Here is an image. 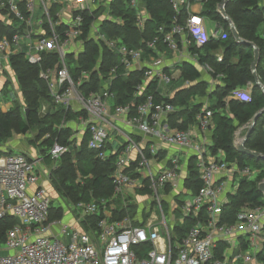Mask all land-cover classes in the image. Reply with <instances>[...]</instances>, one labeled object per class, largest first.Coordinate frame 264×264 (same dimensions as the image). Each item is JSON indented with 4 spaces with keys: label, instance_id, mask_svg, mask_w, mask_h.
Here are the masks:
<instances>
[{
    "label": "built area",
    "instance_id": "2783aa9c",
    "mask_svg": "<svg viewBox=\"0 0 264 264\" xmlns=\"http://www.w3.org/2000/svg\"><path fill=\"white\" fill-rule=\"evenodd\" d=\"M112 1L0 0V12L14 22V32L0 36V74L12 70L10 61L15 54L38 66L52 104L64 109V118L69 111L76 118L78 129L69 138L73 147L80 145L78 135L83 138L87 133V146L97 159L114 156L113 199L119 198L125 207L146 189L149 193L141 195L151 196L155 205L148 208L141 224H133L129 214L112 219L115 203L105 199L70 204L78 223L102 214L94 230H79L62 219L49 220L53 198L47 184L56 162L71 145L55 142L48 152V166L39 155L0 151V220L9 216L18 220L0 241V264H263L264 190L260 191L261 202L240 209L233 223L221 220L228 202L222 197L224 192L228 197L235 194L240 181L256 178L259 170L249 164L239 166L222 150L212 153L207 131L213 122L207 98L195 115L194 126L186 128L171 121L181 107L156 99L157 94L174 97L162 89L175 80L179 90L196 83L180 70L179 75L173 73L165 65L166 54L188 58L189 47L201 49L211 37L226 38L223 25L216 22L208 31L203 15L191 11L193 0H168L174 13L169 27L158 25L151 37H142L139 46H130L104 30V23L124 24L122 16L113 14L117 9ZM123 1L134 10L136 29L144 33L150 19L144 2ZM258 6L264 9V0H259ZM182 12L185 17L181 20ZM260 28L264 38V12ZM88 41L118 57L107 73L100 72L102 57L92 70L81 67L79 57ZM190 53H194L191 59L199 62V54ZM214 55L222 60L221 53L214 51ZM205 67L212 71L208 64ZM134 71H141L142 76L134 85L132 99L116 103L112 88L115 80ZM93 72L99 78L95 89L90 87ZM149 86L154 90L147 92ZM229 98L250 101L251 93L236 88ZM47 112L44 103L39 114ZM64 118L61 126L68 122ZM239 131L234 132V146L243 139ZM190 161L198 171L201 186L196 192L191 188L182 192L179 183L187 187L188 179L183 167ZM261 182L264 178L258 186ZM177 188L176 197H170L167 204L166 197ZM154 212L156 217L150 220ZM186 218H192V222L177 239L173 226ZM54 226H58L57 231ZM65 234H69L68 242L63 239Z\"/></svg>",
    "mask_w": 264,
    "mask_h": 264
},
{
    "label": "trees",
    "instance_id": "16d2710c",
    "mask_svg": "<svg viewBox=\"0 0 264 264\" xmlns=\"http://www.w3.org/2000/svg\"><path fill=\"white\" fill-rule=\"evenodd\" d=\"M148 11L150 19L146 23V30L140 33L135 26L134 10L126 6L123 0H113L112 6L117 11L113 14L124 18L123 25L104 23V30L112 36H120L124 43L130 46H139L141 38L152 36L158 25L164 24L168 28L173 10L168 0H142ZM202 15L212 16L217 22L223 25L226 31V38H214L201 49L194 46L189 47L191 52H199V61L206 63L214 70L215 74L220 73V83L211 91H207V81L200 80L195 85L178 90L174 97L161 98L156 95L157 100H169L176 106L181 107L178 112L171 116L173 125L186 128L195 121V115L200 111L202 102H191L190 99L196 97L208 99V108L212 111V143L210 149L213 154L224 151L228 160H235L239 166L247 164L248 157L238 152L234 147L233 135L235 130L252 120L254 114L264 107V92L255 84L250 70V63L253 59V48L246 44L235 42L228 24L217 11V5L221 0H201ZM259 0H229L225 6L226 13L233 21L236 30L241 38L252 41L259 50V62L256 72L260 82L264 85V38L261 37V18L264 9L258 6ZM180 19H184L185 13L180 14ZM108 24V23H107ZM14 25L0 24V36L11 35ZM223 48L222 60L219 61L214 55V51ZM85 52L79 57L81 67L92 70L94 64L100 61V72L107 73L110 66L118 62V57L105 48L100 49L92 41H88ZM84 55V56H83ZM234 58H236L234 60ZM54 59V56L50 60ZM11 67L15 71L17 80L24 98L25 109L22 110L20 104H15L10 110L3 112L0 110V142L10 138L14 133L27 134L35 129V138L31 139L34 145L43 156L45 161H51L48 152L55 142L63 145H71L70 150L60 156L56 166L51 171L49 185L55 189V194L60 199H65L68 203L75 204L79 201H89L92 199L113 200L115 208L112 209L111 218L120 219L127 214L132 216L133 224H141L144 219L138 218L135 214L136 202L132 199L127 201V206H123L119 198H114L112 173L114 170L113 158L99 160L95 153L87 146L88 134L80 141L78 148L73 147V141L69 140L73 135V128L66 123L61 126L65 111L63 108L55 107L48 98L44 81L39 77V67L27 62L22 54H15L11 57ZM182 75L189 79L200 78V72L189 62L183 61L181 64ZM93 72L91 74V89L97 87L99 78ZM142 72L134 71L128 75H120L114 82L113 89L116 91V103L123 104L132 99L134 85L141 80ZM251 87V100L238 101L229 98L232 90L240 87ZM154 86H149L147 92L153 91ZM86 89V87H85ZM142 98V97H141ZM139 101V100H137ZM48 105V112L40 116L39 109L42 104ZM228 106V111L226 110ZM27 110V114H26ZM181 123L177 120L182 118ZM71 112L66 113L65 121L73 119ZM61 126V127H60ZM264 113L257 118L256 125L249 134L245 146L251 150L264 154ZM47 135V136H46ZM256 165L260 166L262 159H255ZM259 168V167H257ZM264 177V168L252 180L242 179L240 187L235 194L230 195L222 211V222L233 223L237 212L250 203H260L262 194L258 190V182ZM187 187L196 192L201 186L198 178V171L190 167L189 176L186 182ZM51 188V186H50ZM139 193H149L148 190ZM64 214L62 205L55 206L53 202L50 206L49 220L61 219ZM102 214L88 216L84 223L94 230L96 221ZM18 220L14 217H6L0 220V241H3L7 228L11 227ZM192 218H186L182 224L173 226L177 239L185 233ZM260 260H264L261 257ZM264 264V263H263Z\"/></svg>",
    "mask_w": 264,
    "mask_h": 264
},
{
    "label": "crops",
    "instance_id": "0c3cea01",
    "mask_svg": "<svg viewBox=\"0 0 264 264\" xmlns=\"http://www.w3.org/2000/svg\"><path fill=\"white\" fill-rule=\"evenodd\" d=\"M191 11L202 15V3L199 0H193V2L191 4ZM9 23H12L10 26H13L14 25V22L12 20H8L0 12V24L7 25ZM212 28H210L209 30L207 29V30L210 31ZM187 50H188V56H189L188 58H178L177 56H175V54H171V53L166 54L165 65L168 66L169 68H171V71L173 73H176L177 72V75H179V73L181 71V67L180 66H181L182 62L183 61L190 62V64H192L200 72V78H196V79H192V80H195L196 83L198 81H200V80H206L207 81V84H208L207 91L208 92H211L216 87V85L220 83V73H216L215 74V72L211 68V66H209V67L212 69V71H209L205 67V64L206 63H201L200 61L199 62H196L193 59H191V57L193 56L192 54H194V53L191 54L189 48ZM215 51L217 53L219 52V53L223 54V48L222 47L217 48ZM198 54H200V53L197 52V56H198ZM235 59L236 58H234V60ZM178 85H179L178 81L175 80V82H173L169 86H167V87L164 86V88L162 89V91H164L165 94L169 92V93H171L170 96H174V94L176 93V91L179 90V89H177L178 88ZM249 86L250 85L240 86V87H238V89H241V90H244L246 92L251 93V87H249ZM11 91L14 92L15 97L13 98V100H10L9 99L7 101H4L2 104L0 102V110L3 111V112H6V111L10 110L12 107H14L15 104H20L22 106V110H24L25 109L24 98H23L22 91L20 89V85H19V82L17 80L16 74H15V71L13 70V68L10 71H4L3 73L0 74V93L1 94H9ZM204 100H205V97H203V98L196 97L195 99H192V98L190 99L191 102H197V101H199V102H202V103H203ZM238 101H240V100H238ZM226 110L228 111V106H226ZM75 120H76V118H73V119H70L67 122L68 124H70L72 126L73 130L78 129V125L76 124ZM245 124L246 123H244L243 125H245ZM189 126H192L193 127L194 126V122H191L189 124ZM247 129L246 128H242V127L240 129V126H239V129L237 128L236 130H240L239 131V135L242 138H244ZM212 130H213V127L209 131H207V135H208V138H209V142H211V143H212ZM20 134L21 133H14L7 140L1 141L0 142V151L19 152V153H23V154H25V155H27L29 157H35L36 155L41 156V153L37 149V146L36 145L32 146L31 144L29 145V144H26L24 142H21V140L19 139V135ZM23 136H24V134H23ZM74 136H75V132H74ZM78 139L80 141L82 139L80 134L78 135ZM44 163L46 164V166H48V165L51 164L50 161H45V160H44ZM191 165H193V162L190 161V164L188 163V165H185L183 167L184 168L183 175L185 176V174H186L187 178L189 176V169H190V166ZM188 166H189V169H188ZM263 168H257L259 170V173L262 171ZM47 185H48L49 191H50V185H49V183ZM179 185H181V186H179V188H181V191L182 190L184 191L186 188L188 190H191L189 187H186L185 184H182V181H180ZM177 191H179L178 188L177 189H174V191L172 190V193L171 194H168V197H166V200H165V202L167 204H168V200H170V197L171 198L176 197ZM188 192H190V191H188ZM50 194H51V196H52L53 199L59 198L55 194L51 193V191H50ZM144 197L145 196H142L141 194H137V196L135 198L136 199L135 202L137 204V206H136L137 210H136V213L135 214L137 215L138 218H140V211L143 210V209H146L145 208L146 207L145 206L146 204L143 201V198ZM222 197L224 199L225 198L226 199L228 198L227 200L229 202L230 195L228 197L227 191L224 192V194H223ZM68 204L70 205L71 203H68ZM176 216H179V214L177 212H176ZM62 218L61 219L65 223H69L74 228H77L79 230H88L87 229L88 228V224L87 223H84V222L83 223L82 222H79L78 223L75 220V214L73 213V211L71 210V208H68L67 210H64V214H63V217ZM57 230L58 229H55L54 228V231H57ZM65 235L63 236L64 241H65V238H64Z\"/></svg>",
    "mask_w": 264,
    "mask_h": 264
},
{
    "label": "water",
    "instance_id": "95a60500",
    "mask_svg": "<svg viewBox=\"0 0 264 264\" xmlns=\"http://www.w3.org/2000/svg\"><path fill=\"white\" fill-rule=\"evenodd\" d=\"M228 1L229 0H221L218 3V12L221 14L223 19L228 23L230 32H231L235 42L238 43V44H246V45H249V46H251L253 48V59H252V61L250 63V70L252 72V76H253V79L255 81V84L264 92V85L260 82V79H259V77L257 75V72H256L257 64H258L259 59H260L258 47L255 45L254 42L245 40V39L240 37L238 31L235 28V25H234L233 21L231 20L229 15L226 13L225 6H226ZM263 113H264V107L261 108L260 110H258L254 114V116H253V118L251 120V124L248 127L244 138L242 139V141L240 143H238V144H236L234 146L235 149L238 152H240L242 154H245V155H247L250 158L262 159V160H264V154L260 153L258 151L251 150V149L247 148L245 146V142H246L249 134L253 130L254 126L256 125L257 118ZM26 114H27V110H26ZM258 190L259 191H263L264 190V182H261L259 184Z\"/></svg>",
    "mask_w": 264,
    "mask_h": 264
},
{
    "label": "rangeland",
    "instance_id": "374dc122",
    "mask_svg": "<svg viewBox=\"0 0 264 264\" xmlns=\"http://www.w3.org/2000/svg\"><path fill=\"white\" fill-rule=\"evenodd\" d=\"M203 18H204V22H205V26H206V28L209 30L210 28H212V27H214V24L217 22V20H215L212 16H207V15H203ZM226 22V21H225ZM227 23V22H226ZM228 24V23H227ZM219 53V52H218ZM176 74H177V72H176ZM15 97V95H14V92H10L9 94H1L0 93V102H1V104L4 102V101H7V100H13V98ZM47 104V103H46ZM35 135H36V131H35V129L33 130V131H30L29 133H27V134H24V136H23V134H20L19 135V139L21 140V142H24V143H26V144H31L32 146H34V144H33V142L31 141V139H33V138H35ZM171 148V147H170ZM41 156L43 157L44 155H42L41 154ZM181 159L182 160H184L185 159V157L184 156H182L181 157ZM247 163L251 166V167H253V168H257V167H259V168H263L264 167V162H261V165L260 166H257L256 165V162H255V158H249V159H247ZM51 186V188H50V191H51V193H53V194H57L56 193V191H55V189L53 188V186L52 185H50ZM140 194H142V193H140ZM181 197L182 198H184L185 197V195H181ZM187 198H188V196H187ZM143 201L145 202V208L146 209H143V210H141V215H140V218L141 219H144V217L148 214V208L151 206V205H155L154 204V202H153V200H152V197L151 196H147V197H144L143 198ZM53 204L55 205V206H58V205H62L63 206V208H64V210H67L69 207H70V205L68 204V202H66L65 201V199H60V198H55V199H53ZM163 206H164V209H165V212H166V215H167V218H168V220H170V218H169V216H168V214H167V207H166V205L165 204H163ZM63 219V218H62ZM62 222H64L63 220H62ZM55 227V229H58V226H54ZM65 241L66 242H68L69 241V234H66L65 235Z\"/></svg>",
    "mask_w": 264,
    "mask_h": 264
},
{
    "label": "bare ground",
    "instance_id": "6f19581e",
    "mask_svg": "<svg viewBox=\"0 0 264 264\" xmlns=\"http://www.w3.org/2000/svg\"><path fill=\"white\" fill-rule=\"evenodd\" d=\"M195 84H196V83H195ZM195 84H194V85H195ZM155 217H156V213L154 212V213L152 214L150 220L154 219Z\"/></svg>",
    "mask_w": 264,
    "mask_h": 264
}]
</instances>
